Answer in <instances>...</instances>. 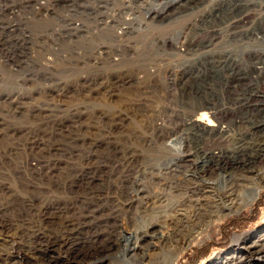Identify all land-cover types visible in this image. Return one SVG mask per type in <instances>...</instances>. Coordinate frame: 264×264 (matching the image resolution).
I'll return each instance as SVG.
<instances>
[{"label": "bare ground", "instance_id": "1", "mask_svg": "<svg viewBox=\"0 0 264 264\" xmlns=\"http://www.w3.org/2000/svg\"><path fill=\"white\" fill-rule=\"evenodd\" d=\"M136 1L140 0H124V3ZM224 1L167 0L163 1L159 9L154 6L149 7L158 11L153 17V23L162 24L166 20L180 21L179 18L172 20L173 16L196 11L197 8L208 5L205 6L207 13L201 15L195 23L196 33L193 31L183 40H179L180 33L176 32L175 37L166 38L159 45V48L174 50L175 55L180 58L174 60L181 63L177 69L171 67V70L159 73L160 78L166 79V83L159 87V111L151 113L144 109L140 111L144 115L159 114V123L156 122L154 115H151V122H144L145 130H153L154 137L146 134L133 136V143L130 146L116 139L112 141L117 116L114 112L102 111L97 112L93 118L97 124L94 139H88L87 146L84 137V142L81 143L83 148L77 144L73 146L72 141L69 144L64 139L61 140L62 143L56 140L64 138L62 126L65 122L67 124L70 120L71 124L80 123L83 114L79 113L77 116L70 115L59 121L55 124L58 128H53L51 133L28 132L21 143L17 139V144L0 150V157L3 155L7 158L12 157L18 151H23L29 159L37 160V164H29L28 170L32 177L43 184L42 198L27 193V197L11 195L5 204L0 203V264H13L12 258L2 252L1 241L9 235L12 236L14 232L29 236L30 243L32 242L35 248V252H32L33 256L37 251L45 253L57 248L65 249L68 253H74L73 259L77 261L74 263L77 264L84 261L92 251L101 252L111 249L109 243L99 242L101 234L93 237L97 239L86 237L85 241L78 236H82L85 226H88L87 222L81 219L83 212H79V216L77 213L70 215L76 207H78L76 211L84 209L81 204L78 206L79 198L76 202L63 203L64 200L52 195L57 192L73 191V187L76 191H81V195H90L91 203L97 206L100 203L97 199L104 197L101 192V188L104 187H97L100 182L107 180L105 186L111 185L113 189L116 188L117 192H114L110 204L112 211L102 214L104 217L102 225L106 228H109L106 225L109 214L116 222L124 214L132 224H135L136 218L145 220L146 217L153 215L154 221L134 229L135 241L130 248L132 250L130 258H140V264H154L159 259V250L162 252L167 243L170 244L171 254L161 260L162 264H177L181 253L193 244L196 236L201 235L204 230L211 228L227 215L239 211L237 208H241L242 205L244 207L255 203L264 189V90L261 92L259 89L261 83L264 85V81H260V76L264 73V67L261 66L264 63V26L256 35L257 14L251 15L247 11L250 8L248 5L244 8L245 0H232L226 5ZM257 3V1L254 3V7ZM11 8L13 7L10 5V0L0 2L2 12ZM42 8L47 10V7L43 6L40 9ZM236 11L237 15L234 14ZM225 14L231 17L236 15L234 24L230 19L223 20ZM108 16L111 20L101 23L99 27L111 33H115L121 24L131 23L119 13ZM119 30L125 33V27ZM117 35L119 36L118 33ZM220 37L225 38L226 43L233 44L234 47L236 45L239 51L250 42L252 45L257 44L258 60L252 58L250 65H247L245 57H232L231 53L237 51L236 49L231 50L225 46L219 48L215 45ZM107 52L108 48L104 47L99 54H107ZM239 58L241 60H238ZM249 67L258 75L255 72L252 74L245 71ZM218 74H222L219 81ZM186 79L189 82H186ZM118 82L115 80L116 84ZM60 90L45 86L43 95ZM113 93L114 88L111 89V94L109 92L107 95L113 96L115 95ZM225 98L227 107L223 109L222 102ZM25 99L26 97L18 93L4 97L6 114L20 113L19 108L22 105H15V102L22 101L20 102L22 104ZM137 105L147 107L146 103ZM37 111L38 115H41V110ZM234 111L235 117L232 115ZM134 115H138V112ZM121 118L122 115L119 119ZM104 123L108 126L107 131L104 129ZM7 129L11 132L18 131L14 127H7L3 129L6 130V134H0V140L8 134ZM181 132L185 136V146L181 139L179 140L182 143L173 140V136ZM133 144L159 145V156L167 158V162L159 167V173L154 174L153 170L144 175L146 186L141 184L142 191L137 188L138 174L133 175V171L139 166L137 164L139 155L132 149ZM155 151L156 149H152L153 153ZM37 152L46 153L48 157L36 158ZM251 152L255 156H249L252 155L249 154ZM74 158L80 161L82 169L80 175H76L77 178L71 179L67 177L68 175L65 176L67 171L63 174V164ZM111 159L124 162L121 170H114V180H112ZM182 161L187 162V165H183ZM93 167L100 172V175L96 173L94 176L90 173ZM207 172L212 173L210 177L205 176ZM155 181L158 183L154 184ZM156 185H159V195L151 189ZM30 187L32 185L28 186L27 190ZM0 189L6 191L9 187L0 184ZM47 190L51 194L50 198L57 199H49V204L38 207L29 203L31 201L42 204L47 199L43 198L47 196ZM119 191L121 195L118 194ZM8 209H11L10 218L7 214ZM180 209H189L190 212L179 214ZM16 210L19 212L27 210V212L16 216L14 214ZM28 212L30 215L26 219ZM38 214H41L44 223L50 224L47 232H43L40 225L34 221L33 217ZM169 229L172 231L168 232ZM49 230L53 231L50 233ZM89 232L91 231H87ZM149 239L153 241L149 242ZM236 241L237 238L234 239V242ZM84 246L88 249L82 252Z\"/></svg>", "mask_w": 264, "mask_h": 264}, {"label": "rangeland", "instance_id": "2", "mask_svg": "<svg viewBox=\"0 0 264 264\" xmlns=\"http://www.w3.org/2000/svg\"><path fill=\"white\" fill-rule=\"evenodd\" d=\"M5 1L0 0V2ZM163 1L167 0H140L127 4L124 0H10L13 8L6 12L0 10V134H6V130L3 129L7 127H14L18 131L11 132L7 129L8 134L0 140V150L17 144L18 140L21 143L28 132L51 133L53 128H58L55 124L59 121L70 115L77 116L79 113L83 114L80 123L71 124L67 119V124L65 122L62 126L64 138L56 140L62 143L61 140L64 139L69 144L72 141L73 146L77 144L82 147L81 143L84 142L85 137L87 142L84 143L88 146V139H94L95 126H97L93 118L97 112L102 111L116 113V129L112 134V141L116 139L130 146L133 143V136L146 134L154 137L153 130H145L144 122H151V115H154L156 122L159 123V114L144 115L140 111L143 109L150 113L159 111V87L166 83V79L160 78L159 73L171 70V67L177 69L181 63L174 60L180 59L175 55L174 50L159 48V45L166 38L175 37L176 32L180 33L179 40L195 32L196 21L208 11L205 7L208 5H205L199 7L200 9L197 8L196 11L180 14V17L173 16L172 20L179 18L180 21L166 20L162 24H155L152 20L158 11L149 7L154 6L159 9ZM230 1L232 0H225L224 4ZM256 1L257 6L254 7ZM256 1L245 0L243 4H245L244 8L247 5L250 7L247 11L251 15L257 14L255 26L257 35L264 26V0ZM43 6L47 7V10L40 9ZM114 13H119L131 23L121 24L115 33L100 28L101 23L111 20L108 14L114 16ZM236 13L237 11L234 14ZM235 16L225 14L223 20L230 19L234 24ZM259 16L260 23H258ZM121 27H125L124 34L119 30ZM224 39L218 38L215 45L219 48L225 46L231 50L236 49L237 51L231 53L232 57H245L247 65H250L252 58L258 60L257 44L252 45L250 42L239 51L236 45L234 47ZM104 47L108 48L107 54H99ZM261 66L264 67V63ZM245 71L252 74L255 72L258 75L251 67ZM260 77V81H264V73ZM221 78L222 74H218L217 80ZM115 80L119 82L116 84ZM186 80L189 82L188 79ZM131 84L133 87H129ZM261 84L259 89L262 92L264 85ZM45 86L61 90L43 95ZM113 88L115 95L110 96ZM109 92L110 94L107 95ZM12 93L26 97L22 104L20 103L22 101L15 102V105H22L18 114L5 112L4 97ZM139 103H146L147 107L138 106ZM222 106L223 109L227 107L226 98ZM39 109L41 115H38ZM135 112H138V115H134ZM233 113L235 117L236 112ZM120 115H122L121 119H119ZM104 129L108 130L106 123ZM184 137L181 132L173 136V140L181 139L185 146ZM181 141L178 142L182 143ZM132 149L139 155L137 162L139 166L133 171V175L138 174L137 188L142 191L141 184L146 186L144 175L153 170L154 174L159 173V167L167 162V158L159 156V145L133 144ZM152 149H156L155 153ZM249 154L255 156L253 152ZM35 155L40 159L48 157V154L41 152ZM37 163V160L29 159L23 151H18L12 157L7 158L4 155L0 157V184L9 187L6 191L0 189V203L5 204L11 195L27 197V193H31L38 197L43 196V184L32 177L28 170L29 164ZM181 163L187 165L185 161ZM63 165V174L67 171L65 176L68 175L67 177L73 179L80 175L82 164L78 159L67 160ZM110 165L113 168L112 180H114V170H121L124 162L111 159ZM95 167L90 173L94 176L96 173L100 175ZM205 174L210 177L212 173ZM107 183L108 181L105 180L97 185L104 187L101 188V192L104 197L107 196L97 199L98 203L100 201L98 206L91 203L90 195H81V191H76L75 187L73 191L52 194L64 200L63 203L76 202L79 198L78 206L81 204L84 211H76L78 208L76 207V212H71L70 215L77 213L79 216V212H83L81 219L87 222L88 226H85L84 234L80 233L83 234L82 236L78 235L82 241H85L86 237L97 239L93 237L101 234L99 242L111 245L109 252L92 251L78 264H140V258H130L132 254L130 248L135 241L134 229L154 221L153 215L146 217L145 220L136 218L135 224H132L124 214L117 219V222L109 214L106 223L109 228L104 227L102 214L112 211L110 204L114 192H117L113 186H105ZM157 183L158 181H155L154 184ZM30 185L32 187L27 190ZM151 189L159 195V185L152 186ZM46 194L47 196L43 198L47 199L42 204L31 201L29 203L38 207L49 204V199H57L50 198L49 190ZM118 194L121 195V192L119 191ZM237 209L239 211L227 215L211 228L204 230L201 235L196 236L193 244L181 253L177 264H264V189L255 203L244 207L242 205ZM157 211L159 213V209ZM179 211V214L190 212L189 209ZM26 212L27 210L22 212L16 210L14 214L18 216ZM7 214L10 218L11 209L7 210ZM29 215L30 212L25 218L27 219ZM40 216L41 214L35 215L34 221L40 225L43 232H47L50 224L44 223ZM51 231L53 230H49L50 233ZM87 231L91 232L87 233ZM171 231L172 229H169L168 232ZM235 238H237L236 242H234ZM208 247H210L209 251L205 254ZM170 248V244L167 243L162 252L159 250V259L154 264H162L161 260L170 256ZM34 249V244L30 243L27 234L14 232L12 236L9 235L1 241L2 252L12 258L13 264H77L74 263L77 262L73 259L74 253H68L65 249L57 248L45 253L37 251L33 256ZM86 249L88 247L84 246L82 252Z\"/></svg>", "mask_w": 264, "mask_h": 264}, {"label": "trees", "instance_id": "3", "mask_svg": "<svg viewBox=\"0 0 264 264\" xmlns=\"http://www.w3.org/2000/svg\"><path fill=\"white\" fill-rule=\"evenodd\" d=\"M210 247H211V246H210ZM210 247H208V249H207V251L205 252V254H207V253H208V251H209V248H210Z\"/></svg>", "mask_w": 264, "mask_h": 264}]
</instances>
